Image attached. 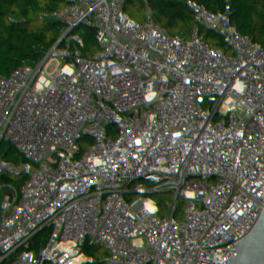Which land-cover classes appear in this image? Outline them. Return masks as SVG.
<instances>
[{
    "label": "built area",
    "instance_id": "2783aa9c",
    "mask_svg": "<svg viewBox=\"0 0 264 264\" xmlns=\"http://www.w3.org/2000/svg\"><path fill=\"white\" fill-rule=\"evenodd\" d=\"M25 2L0 17V80L25 129L3 149L18 160L0 185V264H264V186L252 193L239 164L217 180L191 164L184 139L168 146L135 127L133 112L153 107L160 78L119 76L100 98L80 78L79 45L56 67V0ZM50 81L52 108L43 97ZM248 99L264 120V78ZM102 116L138 136L186 187L161 177L153 160L143 172L124 168L110 155ZM79 124L98 132L99 155L80 145ZM34 160L50 165L55 183L46 190L35 187Z\"/></svg>",
    "mask_w": 264,
    "mask_h": 264
},
{
    "label": "trees",
    "instance_id": "16d2710c",
    "mask_svg": "<svg viewBox=\"0 0 264 264\" xmlns=\"http://www.w3.org/2000/svg\"><path fill=\"white\" fill-rule=\"evenodd\" d=\"M15 2L0 0V17ZM58 41L54 63L60 67L72 46L82 55L80 78L102 98L119 76L144 81L160 78L150 92L153 107L142 106L133 124L165 145L184 139L191 164L217 180L224 178L247 152L242 165L246 187L257 193L264 186V121L248 96L264 78V0H56ZM207 40L203 43V41ZM9 88L0 80V185L15 171L17 157L3 149L25 136L8 103ZM52 108L58 101L52 81L44 93ZM112 157L126 169L143 172L153 160L161 177L178 186L183 180L167 163L152 159L138 137L100 121ZM79 143L98 152L100 136L79 124ZM35 161V160H34ZM32 161V162H34ZM37 190L55 180L50 165L31 166ZM18 178V175L15 177ZM31 178L25 177L29 183Z\"/></svg>",
    "mask_w": 264,
    "mask_h": 264
},
{
    "label": "rangeland",
    "instance_id": "374dc122",
    "mask_svg": "<svg viewBox=\"0 0 264 264\" xmlns=\"http://www.w3.org/2000/svg\"><path fill=\"white\" fill-rule=\"evenodd\" d=\"M52 83H53V87L55 88V90H56V85H55V83L52 81ZM103 120V122H105V123H107L108 124V122L106 121V118L104 117V116H102V118H101V120H98L97 119V121H98V123L100 124V126H101V123H100V121H102ZM109 125V124H108ZM102 128V127H101ZM103 131V130H102ZM104 134V133H103ZM87 151V150H86ZM88 152V151H87ZM101 153V140H100V143H99V145H98V152L96 153V154H93V155H99ZM39 160H35L34 162H32L30 165L31 166H33V165H35L37 162H38ZM182 187H186V184H185V182L183 181V185H182Z\"/></svg>",
    "mask_w": 264,
    "mask_h": 264
},
{
    "label": "water",
    "instance_id": "95a60500",
    "mask_svg": "<svg viewBox=\"0 0 264 264\" xmlns=\"http://www.w3.org/2000/svg\"><path fill=\"white\" fill-rule=\"evenodd\" d=\"M206 40H207V38L203 41V43H204ZM263 121H264V120L261 121V124H260L259 130H258V133H259L261 127H262ZM246 158H247V152L244 154V156L241 158V160H240V162H239L238 164H239V165H243L244 162H245V160H246Z\"/></svg>",
    "mask_w": 264,
    "mask_h": 264
}]
</instances>
